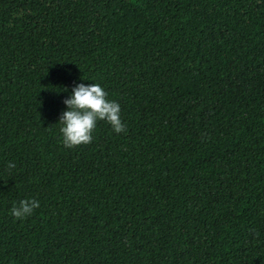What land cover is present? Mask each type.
<instances>
[{
	"label": "trees",
	"instance_id": "trees-1",
	"mask_svg": "<svg viewBox=\"0 0 264 264\" xmlns=\"http://www.w3.org/2000/svg\"><path fill=\"white\" fill-rule=\"evenodd\" d=\"M0 264H264V0H0Z\"/></svg>",
	"mask_w": 264,
	"mask_h": 264
},
{
	"label": "clouds",
	"instance_id": "clouds-1",
	"mask_svg": "<svg viewBox=\"0 0 264 264\" xmlns=\"http://www.w3.org/2000/svg\"><path fill=\"white\" fill-rule=\"evenodd\" d=\"M107 97L108 93L98 83L74 85L71 95L63 101L67 108L59 117L62 142L66 147L92 143L98 121H106L116 133L127 131L121 118L120 104ZM8 167L14 168L15 163L9 162ZM39 207L40 202L36 199H22L13 205L10 214L16 219H24Z\"/></svg>",
	"mask_w": 264,
	"mask_h": 264
}]
</instances>
